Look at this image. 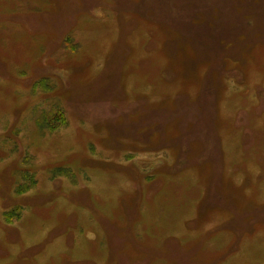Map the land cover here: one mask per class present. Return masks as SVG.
Here are the masks:
<instances>
[{"label": "rangeland", "instance_id": "374dc122", "mask_svg": "<svg viewBox=\"0 0 264 264\" xmlns=\"http://www.w3.org/2000/svg\"><path fill=\"white\" fill-rule=\"evenodd\" d=\"M122 263L264 264V0H0V264Z\"/></svg>", "mask_w": 264, "mask_h": 264}, {"label": "flooded vegetation", "instance_id": "af4514ba", "mask_svg": "<svg viewBox=\"0 0 264 264\" xmlns=\"http://www.w3.org/2000/svg\"><path fill=\"white\" fill-rule=\"evenodd\" d=\"M133 139L135 140V137H133ZM216 154H218V151H216ZM241 207L242 208L238 209L236 203L234 201H230L229 208L233 213L232 217L234 218V220L236 218H240V217H242L244 219L242 227L237 226L236 227L237 229H243V231H245L244 229L256 228V227L248 224V222H250V221L262 223V211L261 212L250 211L249 206L246 208H244L243 206H241ZM228 228H231V224H230V226L228 225ZM167 251L169 252L168 258L164 259V260L172 261L175 263L181 262V261H186L184 250L181 251V248H178L177 246H175V247H173V250L167 249Z\"/></svg>", "mask_w": 264, "mask_h": 264}, {"label": "trees", "instance_id": "16d2710c", "mask_svg": "<svg viewBox=\"0 0 264 264\" xmlns=\"http://www.w3.org/2000/svg\"><path fill=\"white\" fill-rule=\"evenodd\" d=\"M107 131H112V134H110V136L111 137H114L115 138V129L114 128H112V127H108L107 129H106ZM7 214H5V219L7 218Z\"/></svg>", "mask_w": 264, "mask_h": 264}]
</instances>
